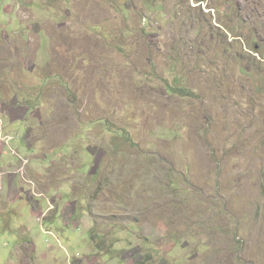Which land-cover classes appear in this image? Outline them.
Wrapping results in <instances>:
<instances>
[{
  "label": "rangeland",
  "instance_id": "obj_1",
  "mask_svg": "<svg viewBox=\"0 0 264 264\" xmlns=\"http://www.w3.org/2000/svg\"><path fill=\"white\" fill-rule=\"evenodd\" d=\"M0 264H264V0H0Z\"/></svg>",
  "mask_w": 264,
  "mask_h": 264
},
{
  "label": "crops",
  "instance_id": "obj_2",
  "mask_svg": "<svg viewBox=\"0 0 264 264\" xmlns=\"http://www.w3.org/2000/svg\"><path fill=\"white\" fill-rule=\"evenodd\" d=\"M84 62V64L85 65H93V64H95V61H92V62H86V61H83ZM78 85V84H77ZM82 89V88H81ZM78 90H80V89H78ZM82 91V92H81ZM78 93L80 94V99L81 100H83V94H84V91H83V89L82 90H80V91H78ZM83 93V94H82ZM99 97V95H96L94 98H98ZM100 100H102V99H100ZM84 101V100H83ZM85 119H87V120H89V121H95V120H97V119H95V115H89L88 113H86V116H85Z\"/></svg>",
  "mask_w": 264,
  "mask_h": 264
},
{
  "label": "clouds",
  "instance_id": "obj_3",
  "mask_svg": "<svg viewBox=\"0 0 264 264\" xmlns=\"http://www.w3.org/2000/svg\"><path fill=\"white\" fill-rule=\"evenodd\" d=\"M104 119H101V118H99V119H97V120H95V121H93V122H102Z\"/></svg>",
  "mask_w": 264,
  "mask_h": 264
},
{
  "label": "trees",
  "instance_id": "obj_4",
  "mask_svg": "<svg viewBox=\"0 0 264 264\" xmlns=\"http://www.w3.org/2000/svg\"><path fill=\"white\" fill-rule=\"evenodd\" d=\"M170 86L171 85H168V88L170 89V90H173V88H170ZM180 90H182V88H180ZM179 92V91H178ZM142 153H144V151H142Z\"/></svg>",
  "mask_w": 264,
  "mask_h": 264
}]
</instances>
